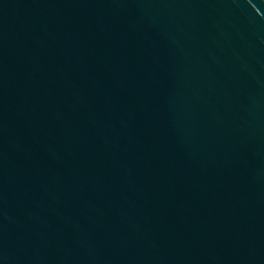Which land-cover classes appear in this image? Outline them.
<instances>
[{
	"label": "water",
	"instance_id": "water-1",
	"mask_svg": "<svg viewBox=\"0 0 264 264\" xmlns=\"http://www.w3.org/2000/svg\"><path fill=\"white\" fill-rule=\"evenodd\" d=\"M0 264H264V0H0Z\"/></svg>",
	"mask_w": 264,
	"mask_h": 264
}]
</instances>
